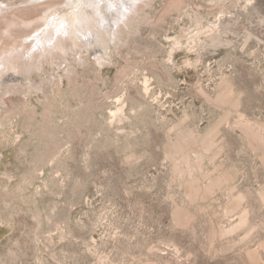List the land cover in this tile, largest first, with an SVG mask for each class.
<instances>
[{
    "label": "rangeland",
    "instance_id": "374dc122",
    "mask_svg": "<svg viewBox=\"0 0 264 264\" xmlns=\"http://www.w3.org/2000/svg\"><path fill=\"white\" fill-rule=\"evenodd\" d=\"M179 2L143 4L103 65L80 34L70 68L6 76L0 264H264V0Z\"/></svg>",
    "mask_w": 264,
    "mask_h": 264
},
{
    "label": "bare ground",
    "instance_id": "6f19581e",
    "mask_svg": "<svg viewBox=\"0 0 264 264\" xmlns=\"http://www.w3.org/2000/svg\"><path fill=\"white\" fill-rule=\"evenodd\" d=\"M128 1L129 0H106V2L104 0H52L49 3L46 1V3L22 7L20 4L25 2V0H9L8 6L15 10L12 11L11 16H6L4 18L5 24L2 30L6 35L8 34L10 38H13V42H6L3 39L4 35L0 37V44L2 43L0 45V54L3 55H0V88H9L6 93L14 88L13 85L10 84L11 78H6V76L12 72V69L14 72L16 71L15 69H19L20 74L23 75L25 73V75H27V73L29 74L33 70L41 71L44 68L45 62H55L59 64V61H63L67 69L70 68L74 61L71 60L72 54L70 53V55L68 52L69 47L76 46L77 49L81 50L82 47H84V45H82L84 40L80 37V34L85 38L88 37L89 45H91L90 47H95L98 51H101L96 55V59L99 61V65H103L106 59L104 53H106V55L109 54L108 50L110 49L112 40L113 43L115 42V44H118L119 40L123 39L121 38L123 33V30H121L123 29L122 27H129L130 29L131 25L136 21V19H134L135 15L137 16L143 4L150 0H136V4L142 1L143 3L137 5L134 11L136 14L133 16L131 15L126 21H122L121 29L117 30L114 28L113 23L117 25V23L122 20L119 15L126 13L123 10L125 6L128 5ZM2 2L6 3V0H0V12L5 10V8L1 6ZM180 2V5H182L183 0H180ZM45 5H49L50 7H48L50 10L43 13L44 10L42 6ZM180 5L179 7H181ZM121 6L123 7L121 8ZM33 12L35 14H32ZM111 15H115L116 19L113 20L110 17ZM37 22H39L40 25H37L31 32L15 35L14 30L16 27L22 26L27 28L33 26ZM58 25L60 27L56 32L53 27ZM34 31H37L36 35L34 34L35 38H37V42L42 43L43 46L39 47L38 50L31 55L29 51L32 48L34 39L31 38L32 40H30V35ZM53 31L56 32L57 39L54 37L56 35H53ZM4 33L2 32V34ZM54 38L56 42L52 45L51 40H55ZM23 39L26 41L25 45L20 43V40L22 41ZM20 47H23L22 54L19 53ZM54 51L57 53L55 54ZM14 53L15 56L8 60L7 66L6 63L3 62V64L1 62L2 57L13 56ZM17 54L20 56H17ZM38 61L40 64H38ZM15 75H18V72H16Z\"/></svg>",
    "mask_w": 264,
    "mask_h": 264
}]
</instances>
